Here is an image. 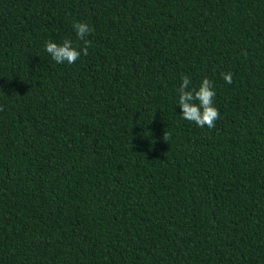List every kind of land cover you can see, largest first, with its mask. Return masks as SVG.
<instances>
[{"label": "trees", "instance_id": "trees-1", "mask_svg": "<svg viewBox=\"0 0 264 264\" xmlns=\"http://www.w3.org/2000/svg\"><path fill=\"white\" fill-rule=\"evenodd\" d=\"M0 264H264V0H0Z\"/></svg>", "mask_w": 264, "mask_h": 264}, {"label": "clouds", "instance_id": "clouds-1", "mask_svg": "<svg viewBox=\"0 0 264 264\" xmlns=\"http://www.w3.org/2000/svg\"><path fill=\"white\" fill-rule=\"evenodd\" d=\"M76 36L79 41H83V47L79 48L73 45V42L65 38L63 43L47 41L45 48L51 58L58 64L67 62L74 64L81 56L88 54V48L91 41L87 39L93 31L86 22H75L73 24ZM223 78L226 83H232V73H224ZM191 84L190 77L182 75V83L178 89V105L182 109V117L187 121L194 122L198 127H215V122L219 119V110L214 106L213 98L216 95L213 82L204 77L198 87L189 89ZM164 139L168 141L169 134L165 133Z\"/></svg>", "mask_w": 264, "mask_h": 264}]
</instances>
